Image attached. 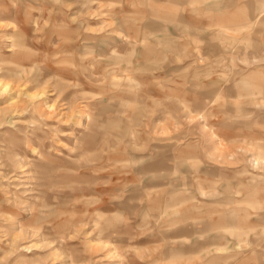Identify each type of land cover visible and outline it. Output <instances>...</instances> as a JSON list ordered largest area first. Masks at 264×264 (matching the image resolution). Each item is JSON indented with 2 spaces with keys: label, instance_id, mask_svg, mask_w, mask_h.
Listing matches in <instances>:
<instances>
[{
  "label": "rangeland",
  "instance_id": "374dc122",
  "mask_svg": "<svg viewBox=\"0 0 264 264\" xmlns=\"http://www.w3.org/2000/svg\"><path fill=\"white\" fill-rule=\"evenodd\" d=\"M0 264H264V0H0Z\"/></svg>",
  "mask_w": 264,
  "mask_h": 264
}]
</instances>
